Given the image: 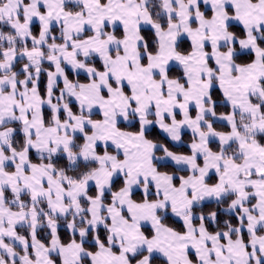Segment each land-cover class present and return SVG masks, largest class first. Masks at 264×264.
I'll return each mask as SVG.
<instances>
[{
  "label": "snow or ice",
  "instance_id": "obj_1",
  "mask_svg": "<svg viewBox=\"0 0 264 264\" xmlns=\"http://www.w3.org/2000/svg\"><path fill=\"white\" fill-rule=\"evenodd\" d=\"M0 264H264V0H0Z\"/></svg>",
  "mask_w": 264,
  "mask_h": 264
}]
</instances>
